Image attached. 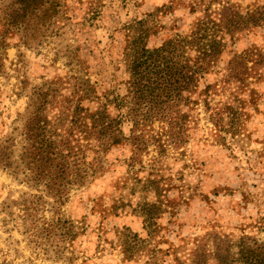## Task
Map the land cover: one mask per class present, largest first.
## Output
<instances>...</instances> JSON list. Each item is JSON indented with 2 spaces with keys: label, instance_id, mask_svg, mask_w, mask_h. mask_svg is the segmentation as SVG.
I'll use <instances>...</instances> for the list:
<instances>
[{
  "label": "rangeland",
  "instance_id": "obj_1",
  "mask_svg": "<svg viewBox=\"0 0 264 264\" xmlns=\"http://www.w3.org/2000/svg\"><path fill=\"white\" fill-rule=\"evenodd\" d=\"M61 1L64 15L55 23L33 21L17 27L3 25L14 0H0V30L7 29L0 45V142L12 137L18 143L31 93L50 89L48 93L67 94L73 82L67 78L72 74L86 80L100 97L123 95L127 75L121 52L125 26L131 21L153 14L150 23H155L156 31L147 40L152 47L186 32L200 13L198 9L191 12L190 0L176 5H171V0ZM230 1L249 7L257 0ZM209 2L213 9L217 6V2ZM263 34L264 28L258 27L232 38L225 35L216 69L222 68L233 52L253 43L261 45ZM213 74H206L203 81H213ZM255 87L258 110L247 108L250 116L238 143L228 136L225 145L214 142L211 127L197 108L193 113L198 115V127L179 159L171 158L152 170L129 164L127 143L105 153L101 174L84 187L72 189L60 209L65 218L83 229L76 249H86L85 261H56L30 247L17 220L7 215L9 210L15 212L13 201L28 188L0 168V264H146L150 260L170 264L173 251L181 259L188 258L199 239L209 236L211 243L213 232L228 239L233 252L240 241L264 242V81ZM83 103L91 109L99 105L98 100ZM107 108L117 115L113 104ZM120 129L128 135L127 119H122ZM159 176L166 186L159 196L164 206L148 225L140 204L156 197L150 189L144 193L141 183ZM123 229L136 251L129 260L122 258L117 241V233ZM150 249L160 251L152 256ZM206 264H215L212 256Z\"/></svg>",
  "mask_w": 264,
  "mask_h": 264
},
{
  "label": "trees",
  "instance_id": "obj_2",
  "mask_svg": "<svg viewBox=\"0 0 264 264\" xmlns=\"http://www.w3.org/2000/svg\"><path fill=\"white\" fill-rule=\"evenodd\" d=\"M209 1L217 2V6L213 9ZM61 3L14 0L8 22L3 25L55 23L64 15ZM180 3L171 0V5ZM187 5L191 12H200L188 30L156 46L147 45L156 31L155 23H150L153 14L125 26L121 56L127 78L123 95L100 97L86 80L72 74L67 78L73 81L67 94L48 93L50 89L31 93L18 143L12 137L0 142V168L28 188L13 201L15 212L9 210L7 215L17 220L26 242L45 258L66 263L88 259L85 248L80 252L76 249L82 227L65 218L60 209L72 189L84 187L101 174L103 156L113 146L127 143L130 165L155 170L169 159L186 154L192 132L198 127V115L193 113L197 108L211 127L214 142L225 145L227 136L235 143L242 140L250 116L247 108L258 110L255 85L264 81V40L261 45L253 43L233 52L222 68L216 69V64L225 46V35L232 38L264 28V0L249 7L230 0H190ZM5 33L6 28L0 30V45ZM210 73H214L213 81L205 83L204 76ZM95 100L99 105L94 109L83 103ZM109 104L117 109V115L110 114ZM123 118L129 123L128 135L120 129ZM163 181L159 176L141 183L144 193L150 189L156 197L155 201L140 204L148 225L163 210L159 199L166 187ZM117 235L122 258L132 259L136 251L126 229ZM207 237L196 241L188 258L181 259L173 251L170 264H206L208 256L215 264H264V242L240 241L233 252L228 239L213 232L209 244ZM153 250H148L152 256L160 251Z\"/></svg>",
  "mask_w": 264,
  "mask_h": 264
}]
</instances>
